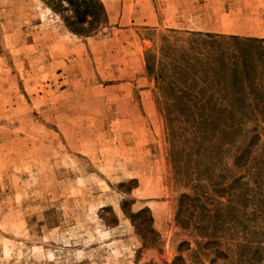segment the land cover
Masks as SVG:
<instances>
[{
  "label": "rangeland",
  "instance_id": "rangeland-1",
  "mask_svg": "<svg viewBox=\"0 0 264 264\" xmlns=\"http://www.w3.org/2000/svg\"><path fill=\"white\" fill-rule=\"evenodd\" d=\"M165 3L0 0V264H264L262 116L240 168L176 179L146 57L190 35Z\"/></svg>",
  "mask_w": 264,
  "mask_h": 264
},
{
  "label": "trees",
  "instance_id": "trees-1",
  "mask_svg": "<svg viewBox=\"0 0 264 264\" xmlns=\"http://www.w3.org/2000/svg\"><path fill=\"white\" fill-rule=\"evenodd\" d=\"M97 10L105 18L97 23L101 26L107 14L100 1ZM186 34L190 37L166 40L159 66L146 57L158 104L168 118L176 179L182 183L192 173L201 177V165L216 154L232 152L229 157L240 168L237 163L246 160L252 145L244 146L238 134L253 118H264V53H250L246 45L264 41ZM187 199L188 195L182 196L180 213Z\"/></svg>",
  "mask_w": 264,
  "mask_h": 264
},
{
  "label": "crops",
  "instance_id": "crops-1",
  "mask_svg": "<svg viewBox=\"0 0 264 264\" xmlns=\"http://www.w3.org/2000/svg\"><path fill=\"white\" fill-rule=\"evenodd\" d=\"M165 4L166 9L155 8V14L168 28L264 41V0H166Z\"/></svg>",
  "mask_w": 264,
  "mask_h": 264
}]
</instances>
